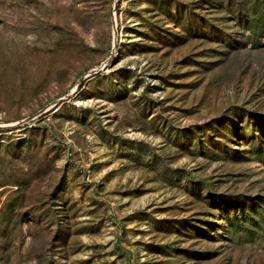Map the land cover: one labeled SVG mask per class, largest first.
Masks as SVG:
<instances>
[{
	"label": "rangeland",
	"instance_id": "374dc122",
	"mask_svg": "<svg viewBox=\"0 0 264 264\" xmlns=\"http://www.w3.org/2000/svg\"><path fill=\"white\" fill-rule=\"evenodd\" d=\"M0 126V264H264V0H0Z\"/></svg>",
	"mask_w": 264,
	"mask_h": 264
},
{
	"label": "water",
	"instance_id": "95a60500",
	"mask_svg": "<svg viewBox=\"0 0 264 264\" xmlns=\"http://www.w3.org/2000/svg\"><path fill=\"white\" fill-rule=\"evenodd\" d=\"M113 26H114V33H115V35H116V34H117V29H116V28H117L116 19H113ZM104 66H105V65H103V66H101V67H99V68L92 69L89 73H87L84 77H82V78L80 79V82L84 81V79H86V77H88V76H90V75H93V74L99 72ZM77 88H78V87H77ZM75 90H76V89H75ZM75 90L72 91L70 94H68V96L73 95V94L75 93ZM0 127H4V126H0Z\"/></svg>",
	"mask_w": 264,
	"mask_h": 264
}]
</instances>
